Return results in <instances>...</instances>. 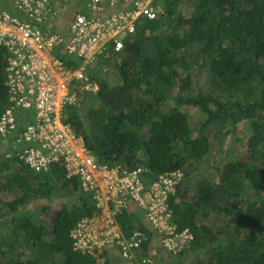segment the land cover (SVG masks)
<instances>
[{"label":"trees","instance_id":"1","mask_svg":"<svg viewBox=\"0 0 264 264\" xmlns=\"http://www.w3.org/2000/svg\"><path fill=\"white\" fill-rule=\"evenodd\" d=\"M110 1L102 2L110 8ZM159 1L156 18L138 19L119 51L111 41L100 56L114 79L100 77L93 63L85 71L97 90L72 81L77 100L65 104L63 121L99 164L143 167L147 183L161 173H181L168 200L169 220L175 233L186 230L190 239L180 249L164 247V234L145 224L131 203L116 212L115 224L126 238L134 229L144 237L138 260L124 264H264V0ZM0 2V9L14 12L13 1ZM86 2L77 0L71 11L90 17L77 7ZM116 3L122 9L130 0ZM183 4L193 6L188 16L179 9ZM55 55L67 69L80 66L63 48ZM5 58L0 46V112L8 99ZM185 106L198 111L194 125ZM25 114L21 123L29 121ZM243 121L251 132L239 142L250 158H237L236 146L218 172L198 173L196 163ZM95 215L92 194L59 161L37 172L17 157L0 158V264H101L102 253L74 249L71 236L78 222ZM211 215L226 218L219 224L207 219ZM153 234L165 249L155 256L148 246ZM106 254L103 264H111Z\"/></svg>","mask_w":264,"mask_h":264},{"label":"built area","instance_id":"2","mask_svg":"<svg viewBox=\"0 0 264 264\" xmlns=\"http://www.w3.org/2000/svg\"><path fill=\"white\" fill-rule=\"evenodd\" d=\"M102 1L87 0L77 6L90 10V17L66 9L62 0H13L14 12L0 10V46L6 51L4 84L8 89L7 106L0 112V153L17 157L37 172L46 171L53 162L62 163L67 175L77 176L83 190L92 194L100 213L77 223L71 232L74 249L103 253L114 246L123 258L135 259L144 235L136 229L126 238L114 215L134 203L146 221L164 234L163 246L178 249L186 241H178V236L186 230L174 232L168 200L181 173H161L147 183L143 167L127 170L121 164L97 163L63 121L62 112L66 103L77 100L76 91L70 88L72 81L79 82L81 89L97 90L85 68L97 56L107 55L111 41L119 51L122 37L135 31L138 19H154L162 9L156 0H130L122 9L111 0V11ZM58 48L77 57L80 66L67 69L55 55ZM23 113L28 122H20Z\"/></svg>","mask_w":264,"mask_h":264},{"label":"rangeland","instance_id":"3","mask_svg":"<svg viewBox=\"0 0 264 264\" xmlns=\"http://www.w3.org/2000/svg\"><path fill=\"white\" fill-rule=\"evenodd\" d=\"M0 1H4V3H6V4L9 3V4L12 5V1L13 0H0ZM75 1H77V0H65L64 1V5H65L66 9L73 8L76 5ZM159 2H162V0L159 1ZM0 5H1V2H0ZM179 9L181 10V12L184 15L188 16L191 13V11H192L193 6L192 5L183 4V5L179 6ZM11 11L12 10H10V12ZM57 28L59 30H62L63 29L62 24L59 25ZM94 65L95 66L93 68L95 69V71H97V73H98V75L100 77L109 78L111 80L115 78V76H113V75L111 76L110 75L109 70L106 71V65L100 63V56H97L95 58ZM99 70H101V72L103 74H100ZM166 109H167V107H166ZM163 110L165 111V109H163ZM183 110H184V112H186L190 116V123L192 125H194V123H195L194 119H196V117L199 115L197 109L195 107H192V106H185V107L182 108V111ZM250 132H251V129H250V126H249L248 122L243 121V122L239 123L233 130H231L230 136L228 137L227 142L222 147L210 152L206 156V158H204V160L198 161V163H196V165H197L196 171H198V173H210V174H214V173L218 172V170H219L218 169L219 168L218 164H220L224 160V158H232V157L235 156L236 153H233V149L236 146L240 147L239 148L240 150L238 151L237 158L245 159V160L250 158V153L246 150V148H244V146H241L242 142H239V140L241 138L246 139L250 135ZM77 140L79 142L78 146H80L81 141L79 139H77ZM4 159H6V158H4ZM175 190H176V187L173 188L172 191L175 192ZM190 194L191 193H189V195ZM215 217H216L215 215H211V216H208L207 219L209 221L215 222V221H217V219ZM142 218L144 220V223L147 224L148 221H146V218L143 217V214H142ZM218 218H219V221H217V222L219 224H223L226 217L218 216ZM0 226H1V223H0ZM165 227H167V226H165ZM118 228H119V226H118ZM119 229H120V233L124 234V232L121 230V228H119ZM171 229H172V227L168 228L167 230L171 231ZM133 231L136 232L135 229ZM156 232H158V231H156ZM158 233H160V232H158ZM189 237L190 236H189V234L187 232L185 234L182 233V234H180V236H178V238H179L178 241L187 240V239H189ZM158 242H160V239L157 238L156 234H153L152 237H151L150 243L148 245L149 248H150V251H151L150 253H152L153 256H155L157 253L160 252L159 249H161V248H159ZM181 245H182V243H181ZM180 247L178 246L179 249H180ZM112 248H113V250L116 249L114 246L113 247L108 246L107 254H106V257L112 258L111 259L112 260L111 264H124L125 258H123L122 256H120V257L116 256L114 253H113L114 255H110L108 253L109 250L113 251V250H111ZM163 251L165 252V249L162 250L161 253H164ZM134 260H138V259H134ZM100 262H101V264H103V259L102 258L98 259V263H100Z\"/></svg>","mask_w":264,"mask_h":264},{"label":"clouds","instance_id":"4","mask_svg":"<svg viewBox=\"0 0 264 264\" xmlns=\"http://www.w3.org/2000/svg\"><path fill=\"white\" fill-rule=\"evenodd\" d=\"M0 10H2V9H0ZM5 81V80H4ZM8 102V101H7ZM7 106V105H6ZM0 158H6V159H13V157H6L5 156V154H3V153H0ZM107 251V249L106 250H103V257H99V258H102V259H104V256H105V252ZM150 255H153L152 253H150ZM98 258V259H99ZM138 258V256H136V258L135 259H137ZM98 259H97V261H98ZM125 259H127V258H125ZM131 260H134V259H131Z\"/></svg>","mask_w":264,"mask_h":264},{"label":"crops","instance_id":"5","mask_svg":"<svg viewBox=\"0 0 264 264\" xmlns=\"http://www.w3.org/2000/svg\"><path fill=\"white\" fill-rule=\"evenodd\" d=\"M116 248V247H115ZM117 249V248H116Z\"/></svg>","mask_w":264,"mask_h":264}]
</instances>
